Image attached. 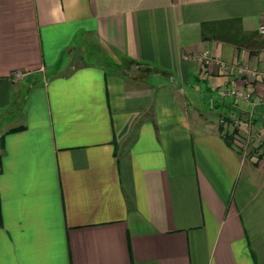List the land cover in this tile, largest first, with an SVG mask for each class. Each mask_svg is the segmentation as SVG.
Segmentation results:
<instances>
[{
  "label": "crops",
  "instance_id": "obj_1",
  "mask_svg": "<svg viewBox=\"0 0 264 264\" xmlns=\"http://www.w3.org/2000/svg\"><path fill=\"white\" fill-rule=\"evenodd\" d=\"M262 27L264 0H0V264H264Z\"/></svg>",
  "mask_w": 264,
  "mask_h": 264
},
{
  "label": "built area",
  "instance_id": "obj_2",
  "mask_svg": "<svg viewBox=\"0 0 264 264\" xmlns=\"http://www.w3.org/2000/svg\"><path fill=\"white\" fill-rule=\"evenodd\" d=\"M261 33L264 34V27L261 28ZM206 58H207L206 55L200 56L201 61L206 59ZM236 72H238V74H240V75H246L247 73H249V70L245 66H238ZM25 75L26 74H24L23 72L17 71V72H14L11 77L13 80L17 81V80L24 78ZM253 75H255V73ZM226 95L233 96L234 99L241 100V101L242 100H248V101L250 100L251 101V96H250L251 94L248 90L247 91H240L237 89H233L231 91L229 90L226 93ZM261 101L263 102V105H264V100H261Z\"/></svg>",
  "mask_w": 264,
  "mask_h": 264
},
{
  "label": "rangeland",
  "instance_id": "obj_3",
  "mask_svg": "<svg viewBox=\"0 0 264 264\" xmlns=\"http://www.w3.org/2000/svg\"><path fill=\"white\" fill-rule=\"evenodd\" d=\"M91 60H94V59H91ZM187 92V94L188 95H190V98H191V90H188V91H186ZM192 99V98H191ZM246 101H248V100H246Z\"/></svg>",
  "mask_w": 264,
  "mask_h": 264
},
{
  "label": "trees",
  "instance_id": "obj_4",
  "mask_svg": "<svg viewBox=\"0 0 264 264\" xmlns=\"http://www.w3.org/2000/svg\"><path fill=\"white\" fill-rule=\"evenodd\" d=\"M132 69H134V68L132 67Z\"/></svg>",
  "mask_w": 264,
  "mask_h": 264
}]
</instances>
